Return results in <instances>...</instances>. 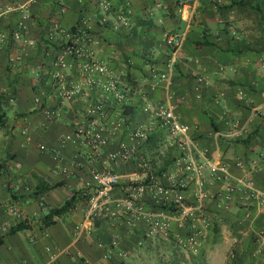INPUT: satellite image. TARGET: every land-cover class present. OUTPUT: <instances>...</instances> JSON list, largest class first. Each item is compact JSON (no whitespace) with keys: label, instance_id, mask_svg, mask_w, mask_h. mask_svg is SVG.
Here are the masks:
<instances>
[{"label":"crops","instance_id":"1","mask_svg":"<svg viewBox=\"0 0 264 264\" xmlns=\"http://www.w3.org/2000/svg\"><path fill=\"white\" fill-rule=\"evenodd\" d=\"M15 2L23 8L3 11ZM78 18L87 37L81 54L72 56L53 24L71 27ZM19 23L23 41L11 42L9 35L0 40V90L12 85L15 92L0 119V264H146L147 250L156 244L144 222L125 230L96 220L74 237L84 198L77 195L54 222L42 225L38 218L46 206L33 191L39 178L61 182L41 193L47 205H59L82 188L92 167L138 171L133 157L116 166L105 151L133 130L130 124L153 122L148 101L172 104L193 139L226 167L223 179L204 170L205 206L213 220L197 250L186 253L189 261L231 264L233 252L236 264H264V0H192L181 7L177 0H0V30L8 33ZM169 30L182 34L170 68L163 44ZM60 53L67 83L82 81L84 63L97 59L124 96L111 103L106 118L123 124L114 134L104 125L110 139L98 155H88L86 137L74 129L87 126L85 109L99 89L83 85L86 94L59 103L49 83ZM15 54L21 58L10 68L7 57ZM174 193L192 198L190 189ZM17 214L28 227L6 233Z\"/></svg>","mask_w":264,"mask_h":264},{"label":"built area","instance_id":"2","mask_svg":"<svg viewBox=\"0 0 264 264\" xmlns=\"http://www.w3.org/2000/svg\"><path fill=\"white\" fill-rule=\"evenodd\" d=\"M192 0H177L181 7L184 3ZM22 9L21 3H8L3 11ZM53 30L59 32V44L65 52L72 56H78L83 50L82 43L87 37L84 29V19L78 18L75 25L62 27L55 23ZM9 35L11 42L24 40L23 28L19 23L10 28L8 33L0 30V40ZM52 33L48 32L47 38L52 39ZM182 40V34L177 31H167L163 37L166 47V67L172 66V54ZM19 54L7 57L10 68L16 66L20 60ZM54 71L50 75L49 86L52 94L59 103L73 98L78 94H86V85L89 88L99 89L95 100L90 102L85 109L88 123L85 128H75L74 135L82 133L90 145L88 155H98L100 148L109 142L108 132L115 133L119 125L123 123L110 121L107 118L108 108L115 100L124 99L118 88L115 77L107 73L104 64L97 59L89 58L82 66V81L67 83L61 68L66 62L63 54H57L54 59ZM95 74H102L104 78H95ZM160 77L164 73L159 74ZM14 88L10 85L2 87L0 97L2 107L10 105L14 101ZM34 101L40 103L39 96H34ZM146 106L152 110L153 122H138L128 135L116 142L105 151V156L116 166L134 158L133 166L138 171L121 172L120 170L107 167H92L89 177L82 184L81 194L84 196V212L82 220L75 225L77 237L80 229L88 228L95 220H107L115 227L125 230L134 229L139 222H144L147 235L159 234L172 240L182 251L194 253L204 233V228L213 220L212 215L205 206L208 193L205 189V172L215 178L226 177V167L217 158L209 157L204 146L199 145L189 134V126L179 119L173 110L172 104L166 101L146 102ZM54 111L44 112L47 117L52 116ZM151 123L163 129L166 141L174 147L175 153L171 158L168 168L156 172L142 157L141 142L150 131ZM109 128L102 133L104 125ZM215 130L213 135H219ZM137 152V155H135ZM134 154V155H133ZM64 170V168H61ZM249 182V179L247 180ZM178 189L192 190V198L182 200L174 193ZM19 216V214H17ZM19 216V219H22ZM116 242L112 237L111 243ZM49 250V246L45 247ZM121 257H125L126 250H120ZM51 258L54 254L51 253ZM230 257L234 256L231 254ZM236 264V262H235Z\"/></svg>","mask_w":264,"mask_h":264},{"label":"rangeland","instance_id":"3","mask_svg":"<svg viewBox=\"0 0 264 264\" xmlns=\"http://www.w3.org/2000/svg\"><path fill=\"white\" fill-rule=\"evenodd\" d=\"M133 125L130 124L129 127ZM143 141L136 143L137 146H140L142 157L154 171L158 172L157 170L161 167L164 160L173 156V153H171L172 146L165 139L157 141L155 144L146 145H144ZM135 155H137V152ZM102 224L112 226L107 220L102 221ZM149 238L156 244V248L152 247L147 250L151 255L146 264H192L186 252L182 251L172 240L159 234L152 235ZM144 242L146 240H142V244ZM231 253L234 255L233 252ZM229 261L231 264H235V256L234 258L230 257Z\"/></svg>","mask_w":264,"mask_h":264},{"label":"trees","instance_id":"4","mask_svg":"<svg viewBox=\"0 0 264 264\" xmlns=\"http://www.w3.org/2000/svg\"><path fill=\"white\" fill-rule=\"evenodd\" d=\"M202 43H206V42L203 40H201V41L195 40L194 41V44H196V45H199ZM127 80L130 83L133 82L131 78L127 77ZM10 86H12V85H10ZM1 103H2V101H1V97H0V119L4 113V108L2 107ZM124 106H126V105H124ZM148 123H150V122H148ZM135 125H133V128ZM155 133H158L157 134L158 136H156ZM164 137H165V135L162 134L161 129L158 126L151 123L150 131L148 132L147 136L144 138L143 142H144V145L150 144V143L155 144L157 141H160V140L162 141L163 139H165ZM171 158H172V156H171ZM171 158H169L170 160L165 159L164 162L162 163L161 167L157 171L160 172V171H163L164 169L168 168L169 163L171 162ZM38 180H39V182L36 183V185H35L36 188L33 192H34V195H37L38 200L40 201L41 205L46 206V211L38 218V221L42 225H48V224L54 222L55 217L57 215L66 211L68 208H70L73 205V201L77 195H80L81 197L84 198V196H82V194H81V189H77V190L71 191L70 195L67 198H65L59 205H47L44 202L43 198L41 197V193L44 190H47V189H49L55 185L60 184L61 182L56 181L53 183H49L47 181H44L41 178H39ZM98 220H102V219H98ZM28 225H29V223L27 222L26 219H24V218L18 219L14 224H12L8 227L6 233H13L16 230L28 227ZM2 239H3V234H0V242L2 241Z\"/></svg>","mask_w":264,"mask_h":264}]
</instances>
